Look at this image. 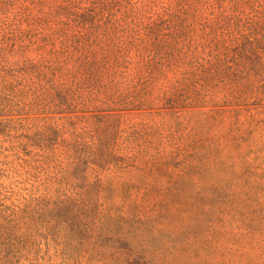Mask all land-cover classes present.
I'll use <instances>...</instances> for the list:
<instances>
[{
	"label": "rangeland",
	"instance_id": "1",
	"mask_svg": "<svg viewBox=\"0 0 264 264\" xmlns=\"http://www.w3.org/2000/svg\"><path fill=\"white\" fill-rule=\"evenodd\" d=\"M70 1L0 0V264H264V50L182 85L189 52L86 53L18 15ZM156 1L92 13L131 30Z\"/></svg>",
	"mask_w": 264,
	"mask_h": 264
},
{
	"label": "trees",
	"instance_id": "2",
	"mask_svg": "<svg viewBox=\"0 0 264 264\" xmlns=\"http://www.w3.org/2000/svg\"><path fill=\"white\" fill-rule=\"evenodd\" d=\"M83 1L90 6L81 5ZM146 1L149 5L157 4L156 0ZM168 2L169 4L162 8V12L155 14L154 18L145 17L146 22L140 28L121 31H118L116 26L112 29L107 28L109 21L102 24L100 21L96 22V15L92 13L99 12L102 16L108 17L113 4L116 3L114 0L112 2L74 0L70 1L69 6L58 5L50 8L47 13H44L41 3L39 13L43 17L31 18L27 13L29 8H24L18 15L20 20L30 19L39 25H47L50 17L63 15L65 20L58 21L61 28L49 27L50 31L43 41L46 37L52 41L58 40L65 48L71 47L72 44L82 45L86 53H89L95 44L111 43L117 33L128 39V47L155 54L164 52L170 58H176L175 63L184 62L189 52L193 60L188 61L187 67L181 73L179 82L182 85H186V82L192 79H196L195 83H200L208 73L220 74L223 63L226 64L230 55L234 61L258 59L259 51L264 50V10L260 4L255 5L257 0H168ZM95 3L99 4L98 12H95ZM225 3L228 5L225 6ZM112 16L110 14L111 19ZM71 23L80 26L81 31L72 30ZM194 25L200 26L201 29L198 39L194 38ZM16 31L18 29L12 33ZM192 46L195 49L196 47L202 49L200 56L195 57V49H191ZM205 50L208 53L204 54ZM227 67L225 70L229 69V66ZM61 72L62 68L57 65L51 68L49 74L53 77Z\"/></svg>",
	"mask_w": 264,
	"mask_h": 264
}]
</instances>
